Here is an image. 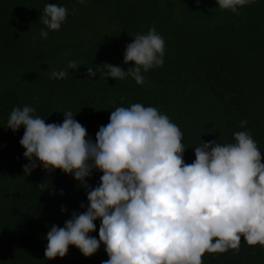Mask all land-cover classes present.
<instances>
[{
	"label": "trees",
	"instance_id": "trees-1",
	"mask_svg": "<svg viewBox=\"0 0 264 264\" xmlns=\"http://www.w3.org/2000/svg\"><path fill=\"white\" fill-rule=\"evenodd\" d=\"M47 3L68 10L59 31L42 23ZM153 25L165 40L164 64L142 71L144 84L99 71L88 76L89 67L106 70L103 64L134 67L124 64L125 47ZM69 61L78 68L68 69ZM64 69L66 77L50 78L52 70ZM133 103L156 107L179 126L187 164L203 141L233 143L237 131L251 133L264 163V0L240 7L239 15L222 11L216 0H0V264L108 259L103 243L91 257L69 245L64 258L45 259L47 232L86 210V190L59 169L48 173L37 167L24 174L29 163L19 143L24 128L6 127L12 109L32 106L46 123H62L63 112L71 110L95 142L111 111ZM102 174L94 170L87 183L97 186ZM42 182L48 186L44 191L38 187ZM94 223L89 235L99 239L101 221ZM202 264H264V247L249 246L241 236L239 252H206Z\"/></svg>",
	"mask_w": 264,
	"mask_h": 264
},
{
	"label": "clouds",
	"instance_id": "clouds-1",
	"mask_svg": "<svg viewBox=\"0 0 264 264\" xmlns=\"http://www.w3.org/2000/svg\"><path fill=\"white\" fill-rule=\"evenodd\" d=\"M253 2L216 0L219 9L236 15ZM67 15L65 7L47 3L41 20L59 31ZM40 36L46 39L48 32L42 29ZM164 54L165 40L153 25L125 47L124 64L134 62V67L125 71L103 64L106 70L89 67L87 74L91 78L99 71L116 80L131 76L142 85V71L162 67ZM67 68L76 70L78 64L69 61ZM66 76L67 69L50 72L53 79ZM35 111L29 105L14 107L6 124L13 132L24 128L19 141L29 161L24 174L37 167L48 173L59 169L79 182L88 201L86 210L73 212L63 227L51 226L46 260L64 258L69 245L91 257L101 243L108 256L102 264H202L206 252H239L241 236L249 246L264 247V163L250 132H235L233 143L203 141L187 164L182 131L156 107H116L95 142L86 138L87 129L71 110L63 112L62 123H46ZM246 125L247 120L240 121L242 128ZM94 170L103 174L91 187L87 179ZM38 187L48 188L43 182ZM97 219L99 239L89 235Z\"/></svg>",
	"mask_w": 264,
	"mask_h": 264
}]
</instances>
